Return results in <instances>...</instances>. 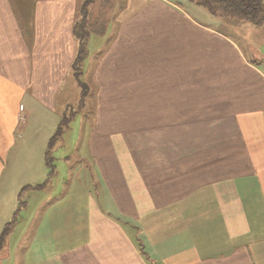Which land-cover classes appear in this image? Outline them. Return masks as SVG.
Segmentation results:
<instances>
[{"label":"crops","instance_id":"obj_1","mask_svg":"<svg viewBox=\"0 0 264 264\" xmlns=\"http://www.w3.org/2000/svg\"><path fill=\"white\" fill-rule=\"evenodd\" d=\"M87 3L0 0V206L48 183L42 145L58 127ZM118 7L82 64L95 112L75 146L57 150L68 162L49 182L62 170L64 190L48 192L31 264H264V38L253 43L264 23L191 0ZM30 125L40 134L31 150L20 142ZM28 155L33 176L34 165L17 170Z\"/></svg>","mask_w":264,"mask_h":264},{"label":"rangeland","instance_id":"obj_2","mask_svg":"<svg viewBox=\"0 0 264 264\" xmlns=\"http://www.w3.org/2000/svg\"><path fill=\"white\" fill-rule=\"evenodd\" d=\"M90 1L88 6L87 12V20H86V27L88 31V38L85 41L84 46V57L79 62V67H82V64L89 59V56H94L93 52L97 50V46L100 45V39L96 38L97 34H99L101 37L106 39V36L111 30V12L115 15L118 11V6L120 5V0H115L113 2L112 0H88ZM179 1V0H178ZM196 2V1H194ZM84 12V13H85ZM86 15V14H85ZM193 15V14H192ZM191 15V16H192ZM194 16V15H193ZM196 16V15H195ZM219 17H226V18H233L229 16L224 15H218ZM238 19V18H235ZM243 20V19H242ZM82 21H80L81 23ZM79 24V23H78ZM254 34L255 37L253 40V43L255 46H261L262 40L264 38V35L262 34L261 30ZM90 38L91 42H88ZM79 42V41H78ZM83 45V44H82ZM103 45V44H102ZM80 46V45H79ZM86 47V48H85ZM95 53V52H94ZM79 55V48L78 53L76 56V59ZM75 59V61H76ZM89 62V61H87ZM75 64V63H74ZM79 67H75L73 65L72 73L69 76V78L65 81L64 84V90L61 94V96H58V101L56 104V111L59 115L58 119V127L55 130V133L53 137L55 138L54 144L50 145L51 139H49L46 143L42 145V169L44 171L42 180L39 181V184H43L44 182H48L46 186L42 187V189H37L36 191L30 190V187H23L20 189L21 194V202L19 203L18 196H16V200H11L8 198L9 194L6 196V201L2 203L0 206V217L1 212L5 211L6 207L14 208V213L11 215L9 222V225H5L1 231H0V240L1 236L3 235V232L9 226V231L4 239L7 241L4 243L3 247H5V251L1 252L0 258H4L6 261L3 263L6 264H21L17 259L19 257L24 258V264H31V258H32V242L33 237L35 233V223L39 221V217L43 215V213L47 210L49 205L51 203H54L55 200L52 199H46L48 196L49 191H53L55 188H59L61 192L64 190V186L61 185L64 181V172L62 170L60 171V175L58 176V179L54 183V179L51 181V178H49L50 174H53L55 167H63V163H67L68 161H62L57 163V159L60 155L57 152L59 147H62L63 145L62 140L65 139L66 144L63 146V148L67 147L68 149H72L75 146L76 137L77 135H81V131L84 127H86V119H91L92 113L95 112V103H93V99L98 98V91L93 89L91 85L89 84V75H85V73L80 72ZM88 67V66H87ZM86 67V69H87ZM83 70V68H82ZM85 75V76H84ZM89 82V83H88ZM94 110V111H93ZM58 115L52 114V124L54 123L56 117ZM54 117V118H53ZM25 119L23 118L21 120V126L25 123ZM91 123V122H90ZM198 124V123H197ZM31 127L26 131H21V135H23L24 139H22L20 142L25 143L26 148L29 150L35 149L33 146H37L39 143V132L37 131V127L34 128L32 125ZM66 131V133H65ZM49 135V133L44 132L43 135ZM81 137V136H80ZM53 139V138H52ZM51 146V147H50ZM57 152V153H56ZM11 157L14 156L13 154L10 155ZM48 156V161L52 167H47L48 164H46L47 161L46 158ZM74 155H71L73 157ZM29 159L27 161H17L20 163V167L17 169L21 172H24L26 170H23L24 167H27L28 165H34V168L30 170L32 173V176L39 171L37 161L35 160V156L28 155ZM73 162V161H71ZM10 163H12V160H10ZM30 165V166H31ZM10 164V170L14 168ZM47 169V170H46ZM83 171V170H82ZM82 171L80 173H82ZM18 172V171H17ZM35 172V173H34ZM47 178V179H46ZM29 185H31L29 183ZM9 200V201H8ZM21 204V205H20ZM3 240H1L2 242ZM3 243V242H2ZM6 245V246H5ZM20 245V246H18ZM18 246V247H17ZM1 247V246H0ZM7 251L10 252V255L7 253ZM10 257V258H8ZM16 258V260H15Z\"/></svg>","mask_w":264,"mask_h":264},{"label":"trees","instance_id":"obj_3","mask_svg":"<svg viewBox=\"0 0 264 264\" xmlns=\"http://www.w3.org/2000/svg\"><path fill=\"white\" fill-rule=\"evenodd\" d=\"M196 1L195 3L205 9H207L212 15L218 16L220 15L229 16L233 18L248 20L257 23H264V0H191ZM90 1H88L87 5ZM86 5V6H87ZM85 6V8H86ZM87 9H83V14L85 15ZM85 12V13H84ZM75 34L77 36V40L79 41V55L75 61V67H79V62L84 57V44L88 38V31L86 27V21L83 20L81 23L77 25L75 28ZM83 44V45H82ZM86 48V47H85ZM81 71V67H79ZM55 138L51 140V144H54ZM51 147V146H50ZM47 167L51 166V161L49 164L48 156H47ZM9 231V227L5 229L3 235L1 236V240H4L5 236ZM1 246V245H0Z\"/></svg>","mask_w":264,"mask_h":264},{"label":"built area","instance_id":"obj_4","mask_svg":"<svg viewBox=\"0 0 264 264\" xmlns=\"http://www.w3.org/2000/svg\"><path fill=\"white\" fill-rule=\"evenodd\" d=\"M21 110H23V107H21Z\"/></svg>","mask_w":264,"mask_h":264}]
</instances>
